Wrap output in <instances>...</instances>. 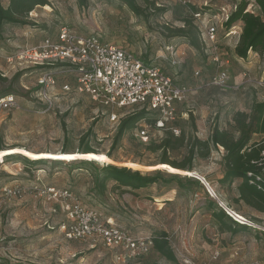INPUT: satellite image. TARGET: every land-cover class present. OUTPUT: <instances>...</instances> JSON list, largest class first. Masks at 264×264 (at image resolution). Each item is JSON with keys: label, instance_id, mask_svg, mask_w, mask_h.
Here are the masks:
<instances>
[{"label": "rangeland", "instance_id": "rangeland-1", "mask_svg": "<svg viewBox=\"0 0 264 264\" xmlns=\"http://www.w3.org/2000/svg\"><path fill=\"white\" fill-rule=\"evenodd\" d=\"M187 1L184 5L177 0H137L142 15H136L120 0H87L85 6L80 0H47L49 5L38 6L29 15L28 25H3L0 91L13 88L19 94L21 109L0 111V191L13 184L69 189L84 206L113 218L135 236L168 234L176 263L152 251L126 264H264V231L243 230L230 217L222 227L213 215L219 212L215 198L194 178L196 173L205 178L221 202L237 212L232 190L220 181L225 172L224 150L212 149L206 159L196 157L190 173L171 172L160 166L162 153L154 154L147 148L150 142L162 141L167 131L142 122L147 136L142 137L135 129L115 144L119 122L133 111L113 112L89 97L71 93L60 97L56 107L46 112L43 104L20 90L36 89L39 75L30 63L17 61L20 51L35 48L63 26L83 36L101 35L109 43L176 74L181 84L190 87L174 124L185 137V145L169 154L170 161L186 163L188 142H206L215 126L233 132L238 111L249 113L255 100L264 102V54L240 60L235 54L239 40L226 36L224 20L217 21V42H200V50L173 33L183 28L186 20L197 27L195 13H204L207 19L223 18L242 0ZM248 1L252 13L255 0ZM8 2L3 0L5 6ZM236 25L243 32V24ZM169 46L180 55L178 67L169 63ZM10 58L14 59L11 63ZM220 71L229 72V84L209 86L208 81ZM20 73L18 87L12 80ZM112 113L121 121L113 122ZM260 139L256 136L255 141ZM89 146L99 153L97 157L83 154ZM108 165L159 175L154 185L140 190L112 180L103 184ZM249 217L264 229V216ZM64 222L61 206L38 198L36 192L9 201L0 210V264H118L102 245L91 247L90 243L66 240L60 232Z\"/></svg>", "mask_w": 264, "mask_h": 264}, {"label": "built area", "instance_id": "built-area-1", "mask_svg": "<svg viewBox=\"0 0 264 264\" xmlns=\"http://www.w3.org/2000/svg\"><path fill=\"white\" fill-rule=\"evenodd\" d=\"M177 1L184 5L188 2ZM234 10L235 7L229 13L225 12L223 18L214 16L207 19L204 13H195L203 41L216 43L219 33L217 21L224 20L222 21L224 25ZM241 34L240 28L236 25L226 33V36L239 40ZM167 52L169 63L178 67L180 64L178 51L169 46ZM16 59L18 62L30 63L33 65L31 69L39 72L36 89L32 90L34 91L32 99L43 104L46 112L56 107L60 97L75 93L89 97L113 112L124 109L137 113L145 110L156 118L154 124L148 125L150 128L170 131L176 136H181L180 130L174 124L179 120V107L188 100L190 87L181 84L176 74L167 73L162 66L121 46L109 43L101 35L83 36L70 26H63L55 36H48L35 48L20 51ZM9 61L11 63L14 59L10 58ZM200 74L196 72L195 75ZM229 80V72L220 71L211 77L208 85L221 88L227 86ZM58 84L61 86L59 90ZM20 109L21 105L16 97L6 96L0 99V111ZM110 118L113 122L121 121L119 115L115 113H112ZM136 129L142 137L148 135L147 128L142 123ZM194 178L204 185L212 198L218 200L214 189L205 178L197 173ZM29 192H36L38 198L61 206L65 222L60 226V232L68 241L90 243L91 247L102 245L112 252L118 264L140 260L152 252L154 247L152 236H135L126 228L118 226L113 218H106L95 208L84 206L69 189L55 186L39 188L7 185L0 191V210L9 201ZM218 202L220 209L236 224L251 230L264 231L252 219L240 217L226 204L220 200Z\"/></svg>", "mask_w": 264, "mask_h": 264}, {"label": "trees", "instance_id": "trees-1", "mask_svg": "<svg viewBox=\"0 0 264 264\" xmlns=\"http://www.w3.org/2000/svg\"><path fill=\"white\" fill-rule=\"evenodd\" d=\"M86 1L80 0L81 6H85ZM120 1H123L134 14L142 15V9L138 5L137 0ZM47 5H49L47 0H9L8 6H5L3 0H0V31L5 24L15 26L28 25L29 15L35 11V8L38 6L46 7ZM151 5H154V3ZM249 5L250 2L248 0H242L240 4L235 5L232 16L223 25L224 30L229 32L237 23L241 22L243 24V32L236 45L235 54L238 58L244 60L253 52L264 54V0H255L254 9L257 13L255 11L249 12ZM190 8L196 10L195 7L191 6ZM184 23L185 26L183 28L173 30L174 35L187 40L193 49L200 50V42H203L202 32L199 31L197 25L195 27L192 21L186 20ZM21 75L22 73L17 74L12 80V83L18 87ZM20 90L24 96H32L34 92L28 91L23 87ZM17 95L19 96L11 87L0 91V99L6 96L17 98ZM155 121L156 118L145 110L133 113V115L123 119L120 123L115 144L121 142L126 133L135 130L140 123L147 122L152 125ZM211 132L212 134L206 142L199 139L188 142L189 158L186 163L180 164L170 161L169 154L184 146L186 141L185 137L176 136L170 131H167L166 137L162 141L150 142L147 148L154 154L156 152L162 153V163L160 166L164 169L171 172L182 171L189 173L194 168L192 162L196 157L206 159V157L211 155L212 149L224 150L223 163L225 165V172L220 181L223 185L240 178L248 182L251 185L252 195L261 200L263 205L261 210H264V102L255 100L249 113L238 111L234 117L233 132L220 130L217 126ZM256 136H260L261 139L255 141ZM82 152L88 158L97 157L99 154L90 146L82 150ZM106 168L107 171L103 184L108 180H112L123 187L126 186L135 190L154 185L159 175V173L156 176L144 175L141 171H133L130 167L118 168L108 165ZM213 215H215V218L222 227L226 226V218L230 217L223 210H219V212L215 211ZM240 227L241 229L247 228L243 225ZM228 229L230 228L228 227ZM153 239L154 247L152 251L157 252L169 262L176 263L177 258L173 249H171L168 234L158 232Z\"/></svg>", "mask_w": 264, "mask_h": 264}, {"label": "crops", "instance_id": "crops-1", "mask_svg": "<svg viewBox=\"0 0 264 264\" xmlns=\"http://www.w3.org/2000/svg\"><path fill=\"white\" fill-rule=\"evenodd\" d=\"M253 54H256V53L253 52L250 54V56ZM240 60H244V59H240ZM246 60H249V58H247ZM223 176H224V173H223ZM223 176H222V178H223ZM226 185L228 186L229 189L232 190V196H233L232 198H235V200L237 201V203H236V204H238L237 205V212H236L237 214L239 213V215H242L245 217L253 216L257 219L262 218V216H264V210H261V207H263L261 200L259 198H255L252 195V189L250 187L251 185L248 182H246L240 178V179L233 180V181L229 182L228 184H225V186ZM217 198H218V200L215 199V203H214V205L216 207L219 206L218 201L219 200L222 201L218 196H217ZM217 203H218V205H217ZM248 209H250L251 211L248 212L247 211ZM219 210H221V209H219V207H218V211ZM243 230H249V229L243 228Z\"/></svg>", "mask_w": 264, "mask_h": 264}, {"label": "bare ground", "instance_id": "bare-ground-1", "mask_svg": "<svg viewBox=\"0 0 264 264\" xmlns=\"http://www.w3.org/2000/svg\"><path fill=\"white\" fill-rule=\"evenodd\" d=\"M97 160V159H96Z\"/></svg>", "mask_w": 264, "mask_h": 264}]
</instances>
